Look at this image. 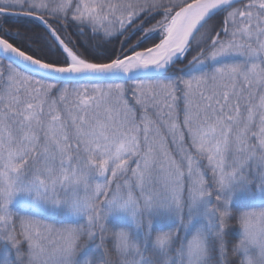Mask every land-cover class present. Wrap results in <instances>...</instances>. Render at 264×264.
Instances as JSON below:
<instances>
[{
  "label": "snow or ice",
  "instance_id": "snow-or-ice-1",
  "mask_svg": "<svg viewBox=\"0 0 264 264\" xmlns=\"http://www.w3.org/2000/svg\"><path fill=\"white\" fill-rule=\"evenodd\" d=\"M0 20V264H264V0Z\"/></svg>",
  "mask_w": 264,
  "mask_h": 264
},
{
  "label": "trees",
  "instance_id": "trees-1",
  "mask_svg": "<svg viewBox=\"0 0 264 264\" xmlns=\"http://www.w3.org/2000/svg\"><path fill=\"white\" fill-rule=\"evenodd\" d=\"M160 17L159 16H157L156 17V19H159ZM217 19H219V18H217ZM16 20H22V21H24V22H30V18H28V17H11L10 18V20H9V24H11V23H13L14 21H16ZM3 21L2 20H0V23H2ZM151 23H155V20H153V21H151ZM9 24H6L5 26L7 27V26H9ZM146 27H150L151 26V24H147V25H145ZM74 39H75V37H73ZM124 39V37H119V40H123ZM135 41V38H133V42ZM117 44H118V41H117ZM194 54V53H193ZM191 57L189 56V59H190Z\"/></svg>",
  "mask_w": 264,
  "mask_h": 264
}]
</instances>
